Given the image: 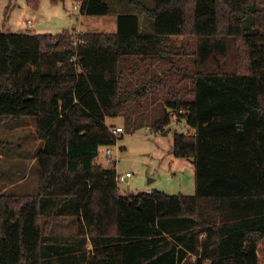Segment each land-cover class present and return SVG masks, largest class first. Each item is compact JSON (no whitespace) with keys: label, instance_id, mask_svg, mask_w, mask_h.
<instances>
[{"label":"trees","instance_id":"16d2710c","mask_svg":"<svg viewBox=\"0 0 264 264\" xmlns=\"http://www.w3.org/2000/svg\"><path fill=\"white\" fill-rule=\"evenodd\" d=\"M25 1L39 9L40 0ZM76 2L83 15L110 13L104 0ZM128 2L152 33L133 13L117 16L114 33H83L77 46L68 31L0 32V122L32 118L42 142L37 192L0 193V264H41L56 223L52 212L42 222V198L74 199L77 234L95 248L90 264H264V7ZM247 21L259 27L248 33ZM173 56L188 63L175 66ZM131 60L150 66L135 81L119 66ZM168 72L190 83L188 97L168 86ZM165 89L167 108L190 129L174 134L173 154L192 161L195 193L123 194L116 171L95 163L101 146L116 143L105 119ZM169 124L164 114L152 130Z\"/></svg>","mask_w":264,"mask_h":264},{"label":"rangeland","instance_id":"374dc122","mask_svg":"<svg viewBox=\"0 0 264 264\" xmlns=\"http://www.w3.org/2000/svg\"><path fill=\"white\" fill-rule=\"evenodd\" d=\"M110 7V13L104 16L83 15L80 3L76 0H40L39 9L31 10L25 0H12L19 3L16 6L17 21L20 27L7 28L4 16L8 14V0H0V32L22 34L30 27L28 20L37 12L38 24L33 20L36 33L57 35L63 31L69 33L81 29L89 33L115 32L117 30L116 16L118 14L134 13L141 23L140 31L145 33L153 26V22L144 14L129 4L128 0H104ZM147 7L154 6V0H139ZM255 6L264 7V0H253ZM257 24L251 21L245 23L248 33L257 29ZM143 28V29H142ZM74 30V31H73ZM74 40L72 35V41ZM176 42L179 37L172 39ZM174 42H171L173 45ZM106 57H99V63H105ZM175 66H183L188 60H178L173 56ZM131 62H120V69L131 74L133 81L138 79L144 68L149 65H134ZM169 68V66H168ZM167 84L175 86L184 97L191 87L189 82H180V76L175 72L167 73ZM167 90H159L154 95H147L140 104L128 103L125 109L113 118H106L108 127L119 126L123 132L116 138L115 145L101 146L95 163L103 169H114L117 174H131L125 183L118 185L121 193L148 190L161 191L168 195H190L195 193L194 166L190 159L177 158L173 154V136L175 133L190 131L180 114L166 106ZM164 114L170 116L167 132L155 133L152 128L156 120ZM177 115V116H176ZM149 127V128H148ZM42 142L35 132V123L32 118L8 119L0 122V193L7 194H35L38 185V173L35 157ZM110 149L112 156L109 159L106 151ZM129 187V188H128ZM74 199L66 202L61 199H41L42 222L46 214L54 213L55 224L49 237L43 239L48 242L41 244V264H90L95 257V248L89 240L77 234L78 218L73 207ZM92 246V247H91ZM102 257H105L102 254Z\"/></svg>","mask_w":264,"mask_h":264},{"label":"crops","instance_id":"0c3cea01","mask_svg":"<svg viewBox=\"0 0 264 264\" xmlns=\"http://www.w3.org/2000/svg\"><path fill=\"white\" fill-rule=\"evenodd\" d=\"M8 1H9V4H7V6H6V8H7L6 10H7L8 14H6L4 16L3 24L6 22L7 25H8L7 28H11L12 26H15V28H19L20 25H22V24H20L19 21H17V14L15 12L16 6H18L19 3H17V2H13L12 3L11 2L12 0H8ZM58 1H60V0H58ZM117 16H116V19H117ZM33 20H36L38 24H41V25L44 24L43 21L41 22L39 20V15L37 14V12L32 16L31 19L28 20V23H29L30 27L34 29ZM148 24L150 25V28L148 29V31L146 33H152L153 32L152 26H151L150 23H148ZM30 27H28V29L26 28V30H27L26 33H36L34 30H31ZM140 29H141V23H140ZM75 31H80V32H83V33H89V32H85V31H83L81 29H77ZM104 33H107V32H104ZM110 33H114V31L113 32H110ZM149 191H151V190H148L147 192H149Z\"/></svg>","mask_w":264,"mask_h":264},{"label":"built area","instance_id":"2783aa9c","mask_svg":"<svg viewBox=\"0 0 264 264\" xmlns=\"http://www.w3.org/2000/svg\"><path fill=\"white\" fill-rule=\"evenodd\" d=\"M79 7H80V5H79ZM82 34H83V32H80V31L71 32V35H73V38H74V40L72 41L73 45L77 46L79 44H83V41L80 38V36ZM109 130H110L111 134L114 136H118L119 134H121L124 131L123 128L119 127V126H111V127H109ZM155 133H160V132H155ZM106 155L110 159L112 156V151L110 149H108L106 151ZM130 177H131V174H129V173L121 174V175L116 173L114 180L119 185L121 183H125L126 180Z\"/></svg>","mask_w":264,"mask_h":264},{"label":"water","instance_id":"95a60500","mask_svg":"<svg viewBox=\"0 0 264 264\" xmlns=\"http://www.w3.org/2000/svg\"><path fill=\"white\" fill-rule=\"evenodd\" d=\"M125 100H126V98H125V97H123V98H122V101H125Z\"/></svg>","mask_w":264,"mask_h":264}]
</instances>
